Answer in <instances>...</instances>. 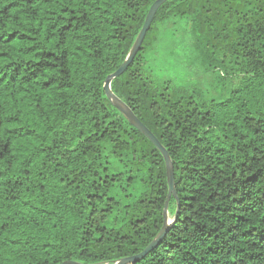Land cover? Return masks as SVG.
<instances>
[{
	"label": "trees",
	"instance_id": "obj_1",
	"mask_svg": "<svg viewBox=\"0 0 264 264\" xmlns=\"http://www.w3.org/2000/svg\"><path fill=\"white\" fill-rule=\"evenodd\" d=\"M156 1L0 0V264H116L164 227L165 158L104 89ZM111 88L179 207L131 264H264V0L167 1Z\"/></svg>",
	"mask_w": 264,
	"mask_h": 264
},
{
	"label": "water",
	"instance_id": "obj_2",
	"mask_svg": "<svg viewBox=\"0 0 264 264\" xmlns=\"http://www.w3.org/2000/svg\"><path fill=\"white\" fill-rule=\"evenodd\" d=\"M169 0H157L151 7L148 16L146 18L145 24L143 26V29L141 33L139 34V37L133 46L130 54L128 55L125 62L120 66V68L113 73L112 75L108 76V78L105 81L104 89L106 92L107 97L113 102V104L127 117V119L130 121V123L137 128L143 135H145L163 154L166 164H167V176H168V185H169V194L168 199L166 202V207L164 210V218H165V224L162 228L161 232L157 236V238L142 252L140 255L132 258H125L121 261L117 262L116 264H131L134 262H137L141 259H143L149 252H151L153 249H155L159 243L163 240L165 237L167 231L169 228L173 225V223L176 220L177 214L179 212V207L176 212L174 220H169L168 217V209H169V203L172 196L177 197L176 189H175V176H174V169L173 164L171 161V158L169 156V153L167 150L163 147V145L160 143V141L157 139V137L141 122V120L135 115V113L125 104L122 100H120L112 91V82L114 79L120 77L123 75L127 69L130 67L132 62L134 61L137 53L140 51L141 46L143 44V41L145 39V36L150 29L152 22L158 12V10L161 8L162 5H164ZM61 264H82L76 261H66Z\"/></svg>",
	"mask_w": 264,
	"mask_h": 264
},
{
	"label": "rangeland",
	"instance_id": "obj_3",
	"mask_svg": "<svg viewBox=\"0 0 264 264\" xmlns=\"http://www.w3.org/2000/svg\"><path fill=\"white\" fill-rule=\"evenodd\" d=\"M175 214H176L175 209H174V207L172 206V207L169 208V210H168V217H169V220H173Z\"/></svg>",
	"mask_w": 264,
	"mask_h": 264
}]
</instances>
